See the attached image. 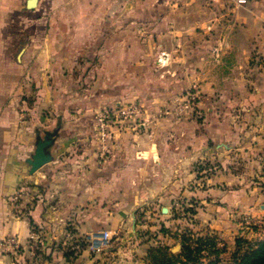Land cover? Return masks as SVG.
Wrapping results in <instances>:
<instances>
[{
  "label": "crops",
  "instance_id": "1",
  "mask_svg": "<svg viewBox=\"0 0 264 264\" xmlns=\"http://www.w3.org/2000/svg\"><path fill=\"white\" fill-rule=\"evenodd\" d=\"M30 1L0 0V239L31 236L12 205L27 189L35 222L121 233V245L137 215L150 230L215 235L227 262L237 237L257 238L242 219L264 218V0ZM193 84L199 116L116 133L106 160L90 143L93 108L158 111ZM47 134L53 161L31 175ZM140 239L129 251L146 247L145 264L152 239Z\"/></svg>",
  "mask_w": 264,
  "mask_h": 264
},
{
  "label": "rangeland",
  "instance_id": "2",
  "mask_svg": "<svg viewBox=\"0 0 264 264\" xmlns=\"http://www.w3.org/2000/svg\"><path fill=\"white\" fill-rule=\"evenodd\" d=\"M157 65L162 66L163 63L158 62ZM196 89H198L196 84L191 85L185 92L173 97L171 99V105L169 104L158 111L150 110L139 102L108 104L96 109L93 108L90 110L91 117L94 119L90 143L94 145L95 149L100 150V155L103 157L102 159L106 160L110 155L109 142L116 133H122L129 129L139 131L141 124L152 118L162 119L173 117L180 119L189 117V115H195V117L199 116L197 113V111L200 112L199 108H197L194 113H190L184 109L186 100L189 98L188 93ZM199 103L200 99H198V107ZM123 110H126L128 113L124 114L122 112ZM33 197L34 194L31 193L30 189H27L25 196H23V200L18 196H15L12 200V205L17 215L27 219L29 222L31 236L22 241L13 236L0 239V253L1 251L4 252L6 261L9 263L113 264L115 262L120 264L128 260L135 264H144L140 260L146 255V247L140 249L138 254L131 255L129 248L133 245L132 241L138 236L139 239L141 238L140 241L143 240L144 244L152 238H155L163 227L166 229L169 238L167 240H161L157 244L155 240L152 239L151 245L157 246L161 242L163 245L170 247L174 254H181L182 244H179L180 241H178V234L180 235L181 233L177 231L174 232L170 228H167V226L150 230L148 226H151V222L153 221L150 219L148 220L147 215L144 216L145 218L141 217V215H137V219L139 220V224L142 225V228H139L140 230L136 233L137 236L134 234L131 236V239L129 238L130 244L126 243L121 245V233H117L113 235L111 247L109 249L102 253L94 252L91 249L89 239V235L93 232H89V235H86V232H78L76 229L78 224L76 222H50L45 219L40 222H35L30 216L35 201L34 199L32 200ZM142 212L144 215L146 210H142L141 213ZM258 220H264V218H259ZM246 236L247 235L244 237ZM179 245H181V248L176 249ZM118 251H120L121 257L116 260L117 256H115L114 253Z\"/></svg>",
  "mask_w": 264,
  "mask_h": 264
},
{
  "label": "trees",
  "instance_id": "3",
  "mask_svg": "<svg viewBox=\"0 0 264 264\" xmlns=\"http://www.w3.org/2000/svg\"><path fill=\"white\" fill-rule=\"evenodd\" d=\"M252 230L257 234L258 227ZM162 233L167 234L163 227ZM182 244L181 254H174L171 248L161 242L152 246L145 264H264V238H236V247L230 260L222 258L226 246H218L220 241L215 235L195 236L191 231L179 235Z\"/></svg>",
  "mask_w": 264,
  "mask_h": 264
},
{
  "label": "built area",
  "instance_id": "4",
  "mask_svg": "<svg viewBox=\"0 0 264 264\" xmlns=\"http://www.w3.org/2000/svg\"><path fill=\"white\" fill-rule=\"evenodd\" d=\"M232 3L236 6H245L252 2V0H231ZM189 98L186 100L185 108L188 112L194 113L198 108V92L192 91L188 93ZM124 114L128 113L126 110L122 111ZM243 226L251 229L253 227H258L259 232L257 233L258 237L264 238V220H258L251 217H244L242 219ZM91 249L94 252L102 253L111 247L113 234L109 230H100L93 232L89 235ZM219 247H223L224 243L222 241L218 242Z\"/></svg>",
  "mask_w": 264,
  "mask_h": 264
},
{
  "label": "water",
  "instance_id": "5",
  "mask_svg": "<svg viewBox=\"0 0 264 264\" xmlns=\"http://www.w3.org/2000/svg\"><path fill=\"white\" fill-rule=\"evenodd\" d=\"M35 4V0L29 2V7H33ZM53 139L51 134H47L44 139H39L36 144V149L33 155L28 159L27 163L30 166V174L33 175L37 171H39L42 167L49 164L53 161V156L49 151V148L53 144ZM166 212V209H164ZM180 249L181 245H179L176 249ZM175 249V250H176Z\"/></svg>",
  "mask_w": 264,
  "mask_h": 264
}]
</instances>
